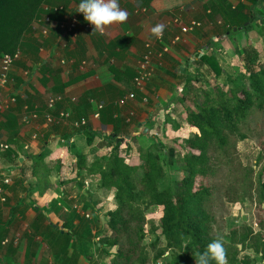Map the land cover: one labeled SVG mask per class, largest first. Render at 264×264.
Here are the masks:
<instances>
[{"label": "crops", "instance_id": "crops-1", "mask_svg": "<svg viewBox=\"0 0 264 264\" xmlns=\"http://www.w3.org/2000/svg\"><path fill=\"white\" fill-rule=\"evenodd\" d=\"M79 2L66 0L68 12H73ZM148 2L119 0L128 19L107 27L104 34L92 33L93 26L81 25L79 35L74 38L59 28V20L52 19L49 32L44 35L39 24H32L36 33L26 38L37 37L44 45L38 49L30 46L22 52L12 66L14 86L0 87V97L13 93L18 98L16 105L0 114V138L10 144L0 157V264L108 263L111 252L107 253V246L98 242L101 230L106 234V228L103 231L97 217H106L104 201L110 194L88 185L86 180L90 175L77 178L76 164L73 167L69 163L81 153L87 156L89 165L98 155L111 153L116 144L112 135L122 137L125 146H130L135 137L150 135L156 126H162L167 136L188 138L192 128L180 121L185 114L182 117L178 109L182 106L179 91L188 79L198 78L211 65L201 62V56L213 55L220 66L229 70L223 59L235 58L238 48L234 46L232 52V42L240 45L244 40L256 38L260 36L257 30L264 27V0L257 4L251 0ZM237 7L250 16L254 26L237 31L230 26L231 21L224 13L226 8ZM176 17L186 23L197 20L201 26L184 34L162 58L156 55L152 79L143 90L138 89L134 79L147 44L157 52L163 46V42L151 35V28L164 24L167 42L179 34V29L171 23ZM59 18L63 21L65 15ZM240 30L243 31L238 33ZM132 91L136 93L135 99L117 104ZM58 93L64 99L57 109L71 111L72 119L86 118L85 130L76 129L71 122L46 123L41 113L47 99ZM144 97L148 98L147 102ZM25 107L40 114L38 118L23 121ZM98 109L101 114L96 117L94 113ZM129 116L131 121L127 122ZM170 120L177 123L171 125ZM177 124L180 126L176 130ZM43 151L47 153L41 163L45 170L39 178L32 173L31 156ZM133 152L131 155L136 154ZM40 214L45 217L39 219ZM79 214L95 224L91 233L98 245H94L91 262L78 253L73 240L67 249L63 247L67 234H72L70 229L78 231ZM97 254L102 261H95Z\"/></svg>", "mask_w": 264, "mask_h": 264}, {"label": "trees", "instance_id": "trees-1", "mask_svg": "<svg viewBox=\"0 0 264 264\" xmlns=\"http://www.w3.org/2000/svg\"><path fill=\"white\" fill-rule=\"evenodd\" d=\"M65 1L0 0V56L14 53L17 49L24 52L30 46L37 49L43 46L44 43L37 41V37L26 36L36 33L31 27L34 22L41 27L46 26L43 22L46 17L59 20L60 28L62 18L59 17H64L68 11ZM148 1L146 0V3ZM251 1L254 4L260 3V0ZM56 7L61 9H55ZM226 10L224 15L231 21L232 28L251 27V18L248 14L242 13L241 7ZM247 22L249 23L246 25ZM39 38L47 40L46 37ZM236 51L239 55L245 52L243 60L249 75L241 74L232 79V85L226 91L216 85L211 89L200 88V92H195L196 85L190 78L179 93V101L186 109L184 122L192 128V136L184 139L185 148L189 149L188 153L181 156L173 146L164 151V160L172 164V160L176 159L183 172V176L176 181L174 187L170 185L162 187L166 170L163 158L157 151H146L143 154L140 150V156L127 153L124 155L119 149L124 139L116 135L111 136L116 144L110 156H98L90 165L84 153L77 156V178L97 174L100 178L97 188L102 190L103 194H109L111 190L115 192L118 205L106 213V216H109L107 225L111 233L104 239V243L98 241L104 246L118 247L113 255V264H153L168 251L174 250L178 251L175 264H195V254L203 252L216 238L209 232L212 217L202 206L203 201L211 193L210 187L203 179L210 172L209 165L215 160V152L218 149H223L224 152L228 150L229 137L226 131L238 132L240 123L247 119L252 111L264 112V65L258 70L253 66L255 57L257 58V50L254 47L249 46ZM200 60L210 62L217 75L222 72L219 61L213 55H202ZM46 107L47 104L45 109ZM179 126V124L175 126L176 130ZM240 136L241 139L247 137L245 134ZM160 149L165 148L161 145ZM46 156L45 151L31 156L32 173L39 178L42 175L41 171L45 170L41 163H44ZM260 196L261 203L264 204V181L261 184ZM157 205L163 206V215L159 219V224L153 226L152 231L157 235L151 244L159 245L161 237H164L165 247L151 255V251L142 242L148 235L145 231L146 211ZM38 217L40 219L45 215L40 214ZM77 218L78 231L70 229L72 234H67L63 247L67 249L73 240L78 253L91 259L94 255V245H98L91 233L95 224L85 215L79 214ZM101 219L97 217L100 225ZM252 233L253 230L247 227L239 236L236 246L224 244L228 264H236L237 261L241 264H264V234L259 233L257 240L252 243ZM248 248L255 250L261 261L250 254L239 260V250Z\"/></svg>", "mask_w": 264, "mask_h": 264}, {"label": "rangeland", "instance_id": "rangeland-1", "mask_svg": "<svg viewBox=\"0 0 264 264\" xmlns=\"http://www.w3.org/2000/svg\"><path fill=\"white\" fill-rule=\"evenodd\" d=\"M251 24L253 26L255 25L253 22H251ZM256 29H259V26H257ZM261 29L262 30H257L260 36L258 35L256 38L244 40L240 45L233 41L230 46L232 52H234V46L239 50L246 49L249 46L254 47L257 50V58L255 57V61L253 62V66H255L256 70L264 65V27ZM241 31L243 30L238 31V33ZM232 35L235 34L232 33ZM235 54L236 56L234 59L224 58L220 55V57L224 58V63L226 67H229V70L221 66L222 72L217 75L212 66L209 65L205 71H201V75L198 78L192 77L196 85L194 91L200 92V88L211 89L216 85L226 91L232 85V79L239 77L241 74H245L246 76L249 75V70L245 66L243 60L245 52L239 55L237 51H235ZM184 87L181 88L179 93ZM199 100H201V98ZM181 105L182 106L178 109H180L183 117L186 109L184 104L181 103ZM183 120L184 117L183 119L180 118L181 122H183ZM169 123L174 125L177 122L176 120H170ZM226 133L229 137L228 150L224 152L223 149H218L215 152V160L214 162L211 161L209 165L210 172H208V175L203 179L204 183L210 187L211 193L206 200L203 201L202 206L212 217L209 223V232L211 235L223 237L224 244L226 245L231 244L232 246H236L239 236L249 227L253 230L251 242L254 243L259 233L264 234V204L261 203L260 196L261 184L264 181V112L252 111L249 117L240 123L238 132L229 133V131H226ZM241 134H245L247 137L241 139ZM190 136H192V131ZM184 139L185 138L175 135L172 136V134L167 136L162 126H156L152 134L146 135L145 137L144 135L143 137L142 135L140 137H135L130 146H125L122 141V147L120 146L119 149L122 150L124 155L131 154L135 151L133 153H136V156L138 154L140 156V150H142L143 154L146 151H157L163 158V165L166 170V177L162 187L167 185L174 187L176 181L183 176V172L181 171L180 165L177 164L176 159L172 160V164H170V161L168 163L164 160V151H167L169 147L173 146L176 147L181 156L188 153L189 149L185 148ZM161 145H163L165 149H160ZM113 151L114 148H112L111 153ZM111 153L104 156H110ZM98 156L101 157L100 155ZM71 174L72 176L75 175V168L71 170ZM86 182L88 185L90 184L91 187L95 188L100 182V178L97 177V174L90 175L87 177ZM109 194L110 198L104 201V203L107 202L104 207V210L107 212L115 209L118 205L115 192L111 190ZM162 215L163 206H153L146 211L147 223L145 225V231L148 232V235L143 240L142 244L148 247L151 251V255H153L156 250L165 247L164 237H161L159 245L153 246L151 244L156 240L157 235L152 231L153 226L154 224H159V219ZM105 219L106 222L101 224L103 231L106 228V234L101 230L100 235L102 236L99 240L101 243H104V239L111 233L107 225L109 216H106ZM102 246H104V244H102ZM240 247H242L241 244ZM107 248L111 253L107 256L109 258L108 263L105 262V264H113V255L117 252L118 247L107 246ZM177 252V250L168 251L162 258L153 264H175ZM246 254H250L256 260L261 261L259 254L250 248L239 250L238 259L241 260ZM95 259V261H102V258L98 254L95 256ZM237 264H241V262L237 261Z\"/></svg>", "mask_w": 264, "mask_h": 264}, {"label": "built area", "instance_id": "built-area-1", "mask_svg": "<svg viewBox=\"0 0 264 264\" xmlns=\"http://www.w3.org/2000/svg\"><path fill=\"white\" fill-rule=\"evenodd\" d=\"M57 8L58 10L61 9L60 7H56L55 9ZM76 8L71 13L67 11V14L65 15V19L60 23V28L65 32L72 33L71 35L74 38L78 36L79 27L81 25L82 26L84 25V27L86 28L92 27V25H90L88 22H86L83 19V14L76 11ZM43 22L46 23V26H42V32L45 35L49 32V26L47 25L52 22V18L46 17L45 19H43ZM171 23L179 29V34H177L175 37L165 42L164 33H163L162 37L159 38V40L163 42V46L162 49L158 52L155 51L150 44H147L146 46V50L143 53L142 58L138 64L137 75L135 76L134 79L136 87L140 90H143L147 86L148 82L152 79L154 75V70H153L154 57L158 55L160 58H162L164 53L169 52L173 46H175L182 40V36L184 34L189 33L194 29L198 28L199 26H201V23L197 20H191L190 22L186 23L177 17L172 19ZM20 55L21 52L18 49L14 53H5L0 57V87L2 86L4 88L7 85L11 84L12 86L14 84L15 78L12 75V66L14 62L20 57ZM135 98H136L135 92L133 91L128 92V94H126L124 97H122L117 101V104L119 103L123 104L127 99H135ZM63 99L64 96L63 94L60 93L54 94L47 99V103H46L47 107L44 112V118L48 124H59L61 122H66L69 121V119H71L70 118L71 113L68 110L63 109L56 112L58 103L61 102ZM144 101L147 102L148 98L145 97ZM16 103H17V97L15 95H7L4 97L3 96L0 97V114L8 110L13 105H16ZM133 114L134 112L131 111L130 115L132 116ZM94 115L96 117H99L100 111L99 110L95 111ZM37 118H38V113L36 111L29 112L28 107L24 108V111L22 113L23 121H28L30 119H37ZM130 118L131 117L129 116L128 121H130ZM69 122H71L70 124L71 126L81 130L85 128L88 124L86 118L70 120ZM8 148H9V144L3 141L2 139H0V154L2 151H5Z\"/></svg>", "mask_w": 264, "mask_h": 264}, {"label": "clouds", "instance_id": "clouds-1", "mask_svg": "<svg viewBox=\"0 0 264 264\" xmlns=\"http://www.w3.org/2000/svg\"><path fill=\"white\" fill-rule=\"evenodd\" d=\"M76 11L79 13H82L83 19L93 26L92 33L104 34L107 27L113 24L125 23L128 19V13L125 10L120 8L119 0H80V3L77 5ZM51 23L48 24L47 26L51 25ZM240 27L245 29L243 26H239L235 28L240 29ZM164 29H165L164 24H156L155 26L151 28V35L159 39L162 37ZM13 86L14 84L11 87ZM9 95H15L17 97V95L13 93H10ZM45 110L43 111V113H41L43 114V118H44ZM60 110H63V109H56V112ZM64 110H67V109H64ZM69 112L71 113V117H70L71 119H69V121L75 120V119H72V112L71 111ZM69 121H66V122H69ZM130 121H131V118H130ZM130 121H128V118H127V122H130ZM49 125H56V124H49ZM86 127L83 128L82 130L76 127L75 128L80 131H83L86 129ZM3 141L7 142L6 140H3ZM9 148H10V144H9ZM9 148L6 149L5 151H2L0 154V157L3 155V153L8 151ZM77 159H74L75 162L71 161L69 164L75 167V164H77ZM213 262L214 264H228L227 249L224 246L223 237H219V236L216 237L212 242H210L207 245L206 249L203 252H197L195 254V264H213Z\"/></svg>", "mask_w": 264, "mask_h": 264}, {"label": "water", "instance_id": "water-1", "mask_svg": "<svg viewBox=\"0 0 264 264\" xmlns=\"http://www.w3.org/2000/svg\"><path fill=\"white\" fill-rule=\"evenodd\" d=\"M246 24H248V22ZM237 29L238 28H235L234 30L237 31ZM240 29H242V27H240ZM21 160H22V158H21ZM101 218H102L103 222H106V219H105V216L104 215H102Z\"/></svg>", "mask_w": 264, "mask_h": 264}]
</instances>
